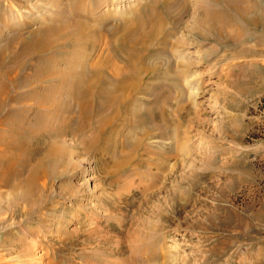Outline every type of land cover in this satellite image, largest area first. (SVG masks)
<instances>
[{
    "label": "rangeland",
    "instance_id": "rangeland-1",
    "mask_svg": "<svg viewBox=\"0 0 264 264\" xmlns=\"http://www.w3.org/2000/svg\"><path fill=\"white\" fill-rule=\"evenodd\" d=\"M69 1L95 18L129 21L144 6L152 8L144 19L159 16L164 0H0V13L6 25L27 36L32 26L21 28L31 18L43 22L58 3L68 10ZM200 2L182 0L178 8L181 2L169 0L172 15L182 18L180 27L168 19L165 27L184 49L165 69L167 85L151 80L164 83L153 85V92L174 125L166 123L161 138L155 137L160 129L143 136L144 124L125 126L114 135L116 149L97 155L101 143L88 152L81 144L73 148L59 175L45 183L47 205L28 216L0 207V253L9 259L0 264H264V55L237 54L241 45L223 47L188 33L203 9ZM173 45L163 52L170 54ZM98 48L81 50L85 63L96 60ZM153 50L161 51L157 42ZM177 61L189 64L180 67ZM142 71L144 85L149 76ZM28 102L30 116L37 108ZM7 112L8 106L0 118ZM2 126L5 139L9 132ZM6 194L4 201L11 202ZM21 240L31 246L29 252L5 250Z\"/></svg>",
    "mask_w": 264,
    "mask_h": 264
},
{
    "label": "bare ground",
    "instance_id": "bare-ground-1",
    "mask_svg": "<svg viewBox=\"0 0 264 264\" xmlns=\"http://www.w3.org/2000/svg\"><path fill=\"white\" fill-rule=\"evenodd\" d=\"M177 1L181 2L180 8L182 0ZM202 1L203 9L193 17L186 29L188 33H195L200 40L212 39L223 47L241 45L237 54L264 55V0ZM61 4L58 3L49 13L50 18L43 22L31 18L21 28L32 26L27 36L6 25L0 13V115L8 106L6 116L0 118V125H5L2 127L9 132L5 139L3 132L0 134V187L13 199L4 201L6 190L0 191V207L16 215L28 216L32 210L48 204L49 198L42 192L45 183L59 175L58 168L65 163L64 158L72 155L77 145L81 144L85 151H93L92 148L101 143L94 153L90 152L97 155L116 149L114 135L120 134L125 126L144 124L143 136L149 130L152 134L160 129V135L154 136L161 138L165 124L174 125L162 111L159 98L154 96L155 86L152 87L167 85L165 69L170 66L172 55L184 49L182 41L177 46V40L171 41L173 31L165 27L168 19L173 28H178L182 18L179 13L172 15L169 0L163 1L159 16L144 19L152 9L144 6L133 12L129 21L110 20V15L95 18L90 9L74 1H69L68 10ZM90 20L94 22L89 25ZM156 42L160 52L153 50ZM172 42L171 55L163 52ZM85 47L90 51L100 49L91 64L85 63L87 55L81 56ZM206 51V48L202 50L205 55L212 52ZM71 54L73 57L68 58ZM177 62L180 67L189 64ZM121 65L126 71H121ZM142 70H148L149 76L144 85L139 83ZM154 78L165 82L151 81ZM170 85L176 86L173 82ZM29 100L37 108L30 116L27 110L33 105ZM65 136H69L71 142L62 141ZM160 147L164 149V145L157 148ZM162 152L155 149L156 155L163 156ZM3 239L9 238L4 236ZM27 244L22 240L12 241L5 250L29 252L31 246ZM4 258L0 253V262L9 260Z\"/></svg>",
    "mask_w": 264,
    "mask_h": 264
}]
</instances>
